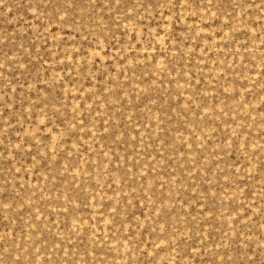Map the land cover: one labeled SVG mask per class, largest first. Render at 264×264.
Instances as JSON below:
<instances>
[{"label":"rangeland","instance_id":"obj_1","mask_svg":"<svg viewBox=\"0 0 264 264\" xmlns=\"http://www.w3.org/2000/svg\"><path fill=\"white\" fill-rule=\"evenodd\" d=\"M68 2L0 0V264H264V0Z\"/></svg>","mask_w":264,"mask_h":264},{"label":"snow or ice","instance_id":"obj_2","mask_svg":"<svg viewBox=\"0 0 264 264\" xmlns=\"http://www.w3.org/2000/svg\"><path fill=\"white\" fill-rule=\"evenodd\" d=\"M116 2L119 3V0H116ZM208 2L211 3L212 0H208ZM72 5H73L72 0H69V2H68V7L71 8ZM60 19L63 20L64 17H61ZM0 67H3V65L0 64ZM16 148H17V149H20V148H21V145H16ZM17 171H19V170H17ZM222 259H223V257H222Z\"/></svg>","mask_w":264,"mask_h":264}]
</instances>
